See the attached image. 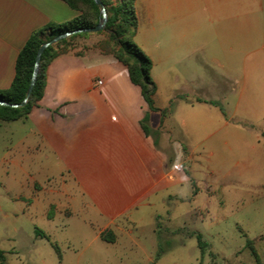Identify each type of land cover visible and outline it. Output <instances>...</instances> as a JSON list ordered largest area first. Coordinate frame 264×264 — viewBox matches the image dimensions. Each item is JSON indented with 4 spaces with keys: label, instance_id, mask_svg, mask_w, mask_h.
Returning a JSON list of instances; mask_svg holds the SVG:
<instances>
[{
    "label": "rangeland",
    "instance_id": "rangeland-1",
    "mask_svg": "<svg viewBox=\"0 0 264 264\" xmlns=\"http://www.w3.org/2000/svg\"><path fill=\"white\" fill-rule=\"evenodd\" d=\"M201 28L199 33H207V26ZM105 40L103 31L76 37L68 47L84 56L55 64L45 103L57 115L55 121L37 110L28 118L0 121V251L5 264H264V115L249 116L243 104L233 106L228 111L235 128L214 133L228 119L225 109L215 104L208 112L187 114L191 108L185 104L180 109L175 96L183 81L175 70L153 69L157 105L172 115L151 113L150 125L162 133L156 127L168 120L162 128L173 133L171 149L194 190L174 185L179 200L142 206L119 221L99 209L102 201L94 202L98 195H115V169L93 171L99 176L84 185V193L57 164L56 155L67 160L74 154L79 133H143L140 121L147 106L126 68L100 54L97 46ZM198 76L202 84L215 86L211 100L223 99L234 85L239 89V82H229L217 67ZM98 80L105 84L94 86ZM244 124L253 129L247 132ZM157 138L170 148L164 137ZM104 158L110 165L109 155ZM191 189L198 195L195 200ZM111 221L114 243L98 237Z\"/></svg>",
    "mask_w": 264,
    "mask_h": 264
},
{
    "label": "crops",
    "instance_id": "crops-1",
    "mask_svg": "<svg viewBox=\"0 0 264 264\" xmlns=\"http://www.w3.org/2000/svg\"><path fill=\"white\" fill-rule=\"evenodd\" d=\"M135 7L138 17L135 42L152 60V72L158 66L164 74L175 70L181 75L183 86L175 96L180 109L185 104L191 108L186 113L191 114L197 110L208 112L214 104L223 107L228 119L213 129L214 133L235 128L231 127L233 118L229 116L232 110L228 111L233 106L243 104L249 116L264 115V0H136ZM79 15L62 0H0V91L11 87L18 56L35 32L49 23L63 24ZM202 26H207V33H199ZM69 56L77 58L84 55L77 56L71 51L51 62L46 73L44 96L30 115L37 110L42 117L48 115L52 121L57 119L55 113L46 110L45 103L49 99L55 64ZM122 65L131 85L139 88L131 82L127 67ZM214 67L221 69L229 82H239L238 91L234 85L224 94L225 106L219 101L222 98H208L215 86L202 84L203 79L197 77L198 74H211ZM98 81L93 85L105 84L102 81L103 84L98 85ZM155 105L161 110L166 109L159 107L156 100ZM213 117V114L208 115L207 123ZM167 121L156 128L162 132L159 134L164 137V146L170 148H163L160 143L155 145L154 139L144 131L79 133V144L72 149L74 154L67 160L56 155L57 164L68 170L84 193V185L89 186V182L99 176L93 171L104 167L115 169V195H98L94 202L96 206L102 201L99 209L119 218V221L142 206L153 208L158 202L179 200L174 185L184 183L193 190L194 187L181 175L183 164L177 163L176 151L171 149L175 143L171 136L173 133L162 128ZM218 122L221 123V119ZM181 126L186 129L187 120L182 119ZM245 126L247 132L253 129ZM260 135L264 137V132ZM258 139L259 143L263 140L261 137ZM107 154L110 165L104 158ZM192 189L191 198L195 200L198 195ZM90 195L93 196L92 193ZM112 223L107 224L98 237L110 230Z\"/></svg>",
    "mask_w": 264,
    "mask_h": 264
},
{
    "label": "trees",
    "instance_id": "trees-1",
    "mask_svg": "<svg viewBox=\"0 0 264 264\" xmlns=\"http://www.w3.org/2000/svg\"><path fill=\"white\" fill-rule=\"evenodd\" d=\"M80 15L63 24L49 23L43 29L35 32L25 47L20 52L16 63V75L11 87L0 91V100L10 104H21L25 99L30 85L35 57L39 47L52 38L73 30L81 28H92L98 25L101 14L100 8L93 0H62ZM108 11V23L103 30L107 34V40L98 44L102 55H111L124 64L129 72L131 82L141 89L145 103L148 106L141 126L147 136L154 138L155 145H158V138L150 125L151 112H160L163 117L172 114L171 109L161 110L155 105L157 84L152 78L153 62L150 57L135 42L138 30V17L136 13V0H102ZM89 33L72 35L62 39L55 45L48 47L40 61V69L33 92L25 105L13 108L0 105V121L12 122L27 118L34 108L39 106L46 88V73L51 62L57 57L73 51L68 47L70 40L76 37H87ZM77 56H82L75 53ZM37 235L47 238L41 230ZM101 239L114 243L116 235L112 230L102 232ZM199 245L205 248L207 244L203 241L202 235L198 234ZM256 255V252L254 251ZM0 264H5L4 253L0 251Z\"/></svg>",
    "mask_w": 264,
    "mask_h": 264
},
{
    "label": "water",
    "instance_id": "water-1",
    "mask_svg": "<svg viewBox=\"0 0 264 264\" xmlns=\"http://www.w3.org/2000/svg\"><path fill=\"white\" fill-rule=\"evenodd\" d=\"M93 1L100 8L101 19H100L98 25L95 26V27H92V28H81V29L65 32V33H62V34L52 38L51 40L43 43L39 47V49L37 51V54H36V57H35V63H34V66H33V71H32V75H31L30 85H29V88L27 90L25 99L23 100V102L21 104H10L8 102H5L4 100H0V105L1 106H8V107L17 108V107H20V106H23V105L26 104V102L30 98V96H31V94L33 92V89H34V87L36 85V81H37V77H38V73H39V69H40L41 57H42L44 51L48 47L58 43L62 39H66V38H68V37H70L72 35L82 34V33H89V34H91V33H99V32H101V31H103L105 29V27H106V25L108 23V11H107L104 3L102 2V0H93Z\"/></svg>",
    "mask_w": 264,
    "mask_h": 264
},
{
    "label": "built area",
    "instance_id": "built-area-1",
    "mask_svg": "<svg viewBox=\"0 0 264 264\" xmlns=\"http://www.w3.org/2000/svg\"><path fill=\"white\" fill-rule=\"evenodd\" d=\"M103 84V82L102 81H98V85H102Z\"/></svg>",
    "mask_w": 264,
    "mask_h": 264
}]
</instances>
